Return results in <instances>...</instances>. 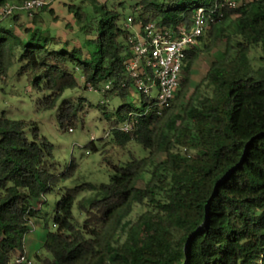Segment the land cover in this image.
<instances>
[{"label":"trees","instance_id":"1","mask_svg":"<svg viewBox=\"0 0 264 264\" xmlns=\"http://www.w3.org/2000/svg\"><path fill=\"white\" fill-rule=\"evenodd\" d=\"M201 6L210 4L139 0L131 10L136 21L174 29L189 27ZM45 7L28 14L33 27L17 12L8 22L0 20V80L5 83L10 67L21 62V73L42 95L39 111L54 110L67 90L80 88L77 77L84 89L101 91L112 81L104 96L128 95L120 88L129 57L121 14L100 0L68 4L84 36L81 46L69 48L36 27ZM218 41L223 48L217 49ZM254 47L264 51V0L223 9L187 51L179 86L160 113L138 117L129 133L119 130V120L110 129L117 145L134 141L146 155L114 166L108 182L88 184L89 196L76 200L69 191L57 201L54 230L43 244L51 258L36 254L42 264H264V55L254 65ZM212 52L190 93L196 61ZM83 106L82 98L62 101V130L78 126ZM73 167L71 161L68 170L53 174L52 143L31 122L0 113V264L23 255L29 220L41 208L34 202L42 203L53 182L72 175ZM135 204L147 209L129 220Z\"/></svg>","mask_w":264,"mask_h":264},{"label":"rangeland","instance_id":"2","mask_svg":"<svg viewBox=\"0 0 264 264\" xmlns=\"http://www.w3.org/2000/svg\"><path fill=\"white\" fill-rule=\"evenodd\" d=\"M138 1L100 0V4H106L107 8L119 12L123 18V24H125V17L135 18L131 9H135L134 4ZM72 2L78 4L81 0H52L41 11L42 19L36 25V27H42L48 34L67 42L69 48L81 46L84 39L72 14L68 12L67 6ZM205 2L212 8L211 4L214 0H205ZM17 13L21 22L33 27L27 13L22 11ZM11 15L1 19V22L5 23L11 20ZM16 32L21 35L20 30L16 29ZM223 47L224 43L218 41L217 49ZM263 55L264 51L260 47L252 48L249 53L256 66L259 64V57ZM213 56V52L203 54L196 61L191 76L190 93L204 76ZM21 68L22 63L15 62L8 71L6 82L3 83L0 80V113H4L12 119L31 122L33 128H37L40 136L47 138L52 143L55 160L53 174L61 175L69 169L71 161L74 163L72 175L54 181L52 190L39 199V202L42 203H38V200L34 202L36 207L41 208L38 217L30 219V225L28 224V226L37 225L38 227L34 232L36 240L32 247L35 252L31 254L29 264H42L41 259H50L51 255L42 245L38 244V241L40 238H44L49 231L54 230L53 210L60 197L69 191L75 193L76 200L83 196H89L91 191L88 184L97 186L108 182L114 166L130 160L132 157L140 158L146 155V152L134 141L125 146L117 145L111 140L110 129L116 120L122 123L129 118L130 113L137 115L144 111L148 107L144 105L148 97L146 98L139 91H132L125 97L114 93L104 96L102 91L84 89L83 80L77 77L80 81V88L67 90L54 110L39 111L37 101L42 95L37 91L33 79L27 74L21 73ZM156 93V90H153L152 98L156 96ZM79 98L84 100V106L78 126L75 129L62 130L57 120L62 101L64 99L76 101ZM124 104L128 105L130 109L118 110ZM28 134L31 135V131ZM163 157L164 155L161 154L160 159ZM140 185L142 186L143 183ZM146 209L147 205L135 204L127 219H136ZM73 213L79 222H82L84 214L78 212L75 204ZM36 253L41 259L36 257Z\"/></svg>","mask_w":264,"mask_h":264},{"label":"built area","instance_id":"3","mask_svg":"<svg viewBox=\"0 0 264 264\" xmlns=\"http://www.w3.org/2000/svg\"><path fill=\"white\" fill-rule=\"evenodd\" d=\"M52 0H25L22 3L0 4V20L7 16L24 11L31 15L33 11L47 6ZM242 0H214L210 7H198L192 24L177 28L159 26L155 21H136L128 16L125 28L128 30L126 45L129 57L124 62L127 81H122L120 88L128 92L139 91L148 100L147 108L137 115L129 114L119 130L129 133L134 130L138 117L152 111L159 114L176 92L182 73V64L187 51L198 44L199 38L205 33L209 25L217 16H221L223 9L236 8ZM113 88L109 81L102 89ZM89 90H96L93 86ZM156 96L152 98V92ZM29 264L30 260L23 254L17 256L12 264Z\"/></svg>","mask_w":264,"mask_h":264},{"label":"crops","instance_id":"4","mask_svg":"<svg viewBox=\"0 0 264 264\" xmlns=\"http://www.w3.org/2000/svg\"><path fill=\"white\" fill-rule=\"evenodd\" d=\"M30 225V224H29ZM38 227L36 226H28V230L24 236V255L30 260L31 254L35 252L34 249H32L34 243H35V236L34 232L37 231ZM46 237V236H45ZM44 238H40L38 241V244L42 245L44 244L45 241ZM37 254V253H36Z\"/></svg>","mask_w":264,"mask_h":264}]
</instances>
